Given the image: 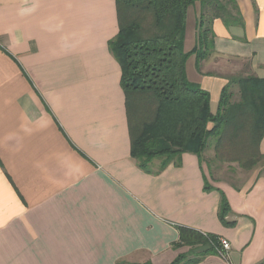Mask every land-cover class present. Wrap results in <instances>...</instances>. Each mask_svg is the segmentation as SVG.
<instances>
[{
    "label": "crops",
    "instance_id": "0c3cea01",
    "mask_svg": "<svg viewBox=\"0 0 264 264\" xmlns=\"http://www.w3.org/2000/svg\"><path fill=\"white\" fill-rule=\"evenodd\" d=\"M234 1L244 26L214 20V53L186 64L213 111L230 75L264 79V0ZM118 32L116 0H0V264H171L181 226L231 244L199 264L264 262L263 164L184 153L150 174L132 158ZM197 33L188 19L186 53Z\"/></svg>",
    "mask_w": 264,
    "mask_h": 264
},
{
    "label": "trees",
    "instance_id": "16d2710c",
    "mask_svg": "<svg viewBox=\"0 0 264 264\" xmlns=\"http://www.w3.org/2000/svg\"><path fill=\"white\" fill-rule=\"evenodd\" d=\"M227 1L229 4L221 0H116L119 32L109 48L121 67V86L138 132L131 156L147 173L153 174L150 166L155 159L162 160L159 172L184 153H194L203 161L210 147L219 162L238 163L245 171L255 169L264 159L260 150L264 79H230L213 111L210 93L187 76L189 57L195 56L200 70L201 63L215 51L214 20H223L228 27L244 26L236 2ZM195 4L201 7L197 43L186 53L187 14ZM234 86L240 94L235 102ZM211 188L206 182L205 190ZM229 211L222 195L221 221ZM178 230L174 249L190 248L171 264H199L210 255L219 256L220 237L184 226Z\"/></svg>",
    "mask_w": 264,
    "mask_h": 264
},
{
    "label": "rangeland",
    "instance_id": "374dc122",
    "mask_svg": "<svg viewBox=\"0 0 264 264\" xmlns=\"http://www.w3.org/2000/svg\"><path fill=\"white\" fill-rule=\"evenodd\" d=\"M223 1L224 3H228L229 2L227 0H221ZM188 19L191 21L192 18H195L196 19V23H197V27H198V24H199V18H200V15H201V9H200V5L199 4H195V5H192L189 7L188 9ZM188 19H187V26H186V32H187V28H188ZM192 57V56H191ZM190 58V57H189ZM188 58V60H189ZM226 73V72H225ZM239 77H243L241 74H233V75H230L229 77V80L232 79V78H239ZM232 94H233V99L232 101L235 102V101H238L240 99V94H239V88L237 86H234L232 89ZM216 109V108H215ZM212 142H214V140H211ZM214 152V157H209V155L211 153ZM212 158V159H211ZM204 162H207L206 164L207 165H210V164H213V165H218V166H223V165H237L238 167L237 168H241L239 166L238 163H221L219 162L217 159H216V156H215V151H214V148L213 147H210L207 151H206V155L204 157ZM264 165V160L262 162H260V164H258L257 167L261 166V165ZM256 167V168H257ZM242 169V168H241ZM243 171H245L244 169H242ZM246 172H250V171H246Z\"/></svg>",
    "mask_w": 264,
    "mask_h": 264
},
{
    "label": "built area",
    "instance_id": "2783aa9c",
    "mask_svg": "<svg viewBox=\"0 0 264 264\" xmlns=\"http://www.w3.org/2000/svg\"><path fill=\"white\" fill-rule=\"evenodd\" d=\"M231 251V244L228 240L220 238V250H219V256L226 260L229 261V254Z\"/></svg>",
    "mask_w": 264,
    "mask_h": 264
}]
</instances>
